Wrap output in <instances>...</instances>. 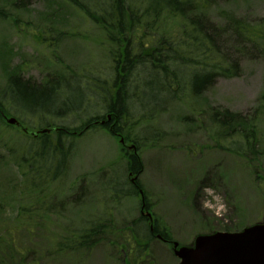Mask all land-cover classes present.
I'll use <instances>...</instances> for the list:
<instances>
[{"label":"rangeland","instance_id":"rangeland-1","mask_svg":"<svg viewBox=\"0 0 264 264\" xmlns=\"http://www.w3.org/2000/svg\"><path fill=\"white\" fill-rule=\"evenodd\" d=\"M224 11L264 27V0H217L208 18L221 23ZM141 22L133 30L139 34L143 27L145 39V18ZM159 26V35L171 30L158 20L155 32L145 34L154 35ZM111 33L69 0H0V100L7 115L34 130L77 129L62 138L52 161L44 135L4 126L0 264H126L133 240L145 253L142 264H178L170 245L151 234L149 219L142 217L136 176L155 223L168 226L181 243L200 232L236 231L263 220L264 54L239 53L230 42L237 50L231 55L240 58L239 74L220 76L197 94L174 84L177 95L169 97L159 77L151 85L146 80L152 76L141 73L143 81L132 89L133 110L119 124L125 134L114 135L100 123L89 128L93 117H107L104 95H110L106 88L114 90L119 46L118 31ZM20 93L38 95L25 101ZM214 109L254 120L256 155L242 150L245 142L237 134L223 133ZM29 136L53 165L49 171L39 172L38 163L34 175L29 162L11 153L17 141L32 146ZM132 155L139 157L140 173L130 169ZM99 226L88 250L63 248Z\"/></svg>","mask_w":264,"mask_h":264},{"label":"trees","instance_id":"trees-1","mask_svg":"<svg viewBox=\"0 0 264 264\" xmlns=\"http://www.w3.org/2000/svg\"><path fill=\"white\" fill-rule=\"evenodd\" d=\"M69 1L71 5L75 4L82 8L95 22L104 25L110 37L112 30L118 31L119 49L115 55L117 77L114 78V90L111 91L108 87L106 89L110 91V95H104V100L108 101V104H105L107 117H101L102 115L93 117L94 120L103 118L105 120L103 127L114 135L125 134L123 126L119 124L132 112L130 101L135 94L132 89L143 81L142 75L145 72V75L152 76L146 80L148 84L153 85L156 77L160 78V86L168 91L169 97L177 95L174 84L180 88L188 87L197 94L210 88L220 76L239 74L240 58L231 55V50L234 52L237 50L229 46L230 42L237 44L239 53L257 50L264 54V27L252 26L229 11L223 12L221 23L212 22L208 18L210 7L217 0H105L102 7L88 0ZM94 5L96 6L93 7ZM144 18L146 24L144 32L147 34L155 32V21L158 20H162L171 30L164 29L159 35V26L154 35L143 33L142 35L146 37L144 39L140 36L143 27L139 34L133 30L134 27L143 26L141 21ZM40 94L45 93L41 90ZM20 95L23 96L22 100L27 101L26 99L38 94L20 93ZM262 98L264 100V95ZM5 114H8V111L4 102L0 100V137L4 126L7 125ZM213 117L215 122H219L224 134L231 131L242 138L241 141L245 142L243 151L246 150L254 155L259 152L256 150L259 140L256 137L257 127L253 119L250 120L230 109H214ZM90 124L92 127L95 125L92 122ZM75 130L77 129L61 126L59 133L53 138L51 134H43L42 140L52 148H47L52 153V161L57 158L56 148L62 146V138L66 137V134H75ZM29 139L35 138L29 136ZM31 144L32 146L23 148V145L17 141L10 148L11 153L29 162L28 167L34 175L38 171V163L39 172L49 171L53 165L43 159L39 152L40 148L32 140ZM237 152L243 154L242 151ZM129 160L135 163L130 169L140 173L142 166L139 157L132 155ZM161 224L162 228L159 222L155 223V234L171 239L168 227ZM98 229L100 226L90 229L88 233L80 232L78 236L69 239L63 248L88 250ZM128 254L129 256L123 259L126 264H142L145 253L141 246L139 250L137 247L131 249Z\"/></svg>","mask_w":264,"mask_h":264},{"label":"water","instance_id":"water-1","mask_svg":"<svg viewBox=\"0 0 264 264\" xmlns=\"http://www.w3.org/2000/svg\"><path fill=\"white\" fill-rule=\"evenodd\" d=\"M11 124L38 135L51 129L31 132L15 117L7 118ZM180 264H264V220L240 231H216L196 237L191 246L174 243Z\"/></svg>","mask_w":264,"mask_h":264}]
</instances>
